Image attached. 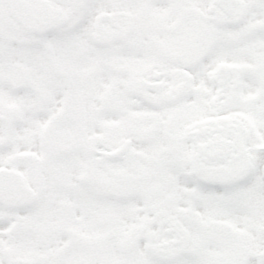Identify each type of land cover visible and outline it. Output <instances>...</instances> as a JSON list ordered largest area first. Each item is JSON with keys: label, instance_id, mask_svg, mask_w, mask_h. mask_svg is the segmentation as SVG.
Returning <instances> with one entry per match:
<instances>
[{"label": "snow or ice", "instance_id": "6c2138e0", "mask_svg": "<svg viewBox=\"0 0 264 264\" xmlns=\"http://www.w3.org/2000/svg\"><path fill=\"white\" fill-rule=\"evenodd\" d=\"M0 264H264V0H0Z\"/></svg>", "mask_w": 264, "mask_h": 264}]
</instances>
